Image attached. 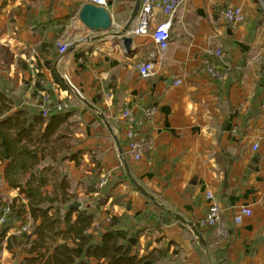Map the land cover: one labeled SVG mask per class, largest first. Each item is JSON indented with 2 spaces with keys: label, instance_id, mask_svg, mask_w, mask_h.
<instances>
[{
  "label": "crops",
  "instance_id": "crops-1",
  "mask_svg": "<svg viewBox=\"0 0 264 264\" xmlns=\"http://www.w3.org/2000/svg\"><path fill=\"white\" fill-rule=\"evenodd\" d=\"M139 1L107 0L112 25L94 31L77 18L79 0H0V91L14 110L39 112L40 92L72 112L69 141L82 158L55 166L74 202L94 213V242L114 217L149 264H264V0H180L167 49L136 37L126 51L117 33ZM229 6L242 9L243 22H226ZM163 20L157 13L156 23ZM59 38L69 42L64 53ZM214 49L221 57L209 54ZM208 58L222 78L206 72ZM146 60L154 69L141 77ZM125 107L136 136L150 143L138 161L126 153ZM5 161L0 190L9 197L0 212L18 196L3 179ZM209 193L221 211L213 228L197 225ZM241 207L251 214L235 224ZM28 225L14 219L8 235ZM26 255L24 246L3 247L0 264Z\"/></svg>",
  "mask_w": 264,
  "mask_h": 264
},
{
  "label": "trees",
  "instance_id": "trees-1",
  "mask_svg": "<svg viewBox=\"0 0 264 264\" xmlns=\"http://www.w3.org/2000/svg\"><path fill=\"white\" fill-rule=\"evenodd\" d=\"M40 87L36 82L34 92ZM71 115L67 109H50L47 114L14 110L10 98L0 91L3 179L18 192L4 205L9 211L0 224V250L24 246L27 255L19 264H88V258L105 259L107 264H149L146 256L132 252L128 233L113 227L114 217L94 242L89 232L94 213L70 207L76 195L55 163L69 160L79 165L82 158V150H71L74 144L69 135L75 123ZM14 219L29 225L26 231L8 235Z\"/></svg>",
  "mask_w": 264,
  "mask_h": 264
},
{
  "label": "built area",
  "instance_id": "built-area-1",
  "mask_svg": "<svg viewBox=\"0 0 264 264\" xmlns=\"http://www.w3.org/2000/svg\"><path fill=\"white\" fill-rule=\"evenodd\" d=\"M80 4L91 3L93 5L103 6L109 13L111 19L112 15L107 8V0H79ZM180 4V0H140L139 6L134 18L133 24H131L125 31V35L136 38L146 37L149 38L157 47L159 51L167 49L170 41L169 25L170 20L177 10ZM160 13L165 17L160 23H156V14ZM223 16L228 24H239L244 20V14L242 9L238 6H229L223 11ZM119 39L122 35L118 36ZM58 51L64 53L69 42L65 39L59 38L55 42ZM209 54L215 57H221V51L219 49L210 50ZM154 69V65L151 60L143 61L138 66V73L141 77H148ZM206 72L213 78H222L224 72L221 68L213 61V59L205 60ZM37 99L41 102L38 103L39 111L42 114H47L50 109L60 110L63 106L54 101L52 97L47 94L38 93ZM146 115H151L152 109L145 111ZM122 118L126 124L125 140H126V153L135 161L140 160L144 156V152L150 148V143L144 138L136 136L134 131L135 117L132 114L130 108L125 107L122 111ZM206 200L209 201L205 216L199 220L200 227H211L216 225L220 220L221 211L218 203V199L213 194L209 193L205 196ZM8 207L3 206L0 212V224L6 220V214L8 213ZM251 210L246 207H241L238 213L234 216L233 222L240 224L244 216H249ZM22 231L27 230V226L22 227Z\"/></svg>",
  "mask_w": 264,
  "mask_h": 264
},
{
  "label": "water",
  "instance_id": "water-1",
  "mask_svg": "<svg viewBox=\"0 0 264 264\" xmlns=\"http://www.w3.org/2000/svg\"><path fill=\"white\" fill-rule=\"evenodd\" d=\"M139 4L136 3L133 12L132 17L128 21L127 25L123 27L119 33H117V36L122 35L121 38V44L123 48L127 51L130 49L133 39L132 37H129L125 35L126 29L130 26V22L132 18H134V15L138 9ZM77 18L78 20L89 30H102V31H108L112 25V19L109 15V13L105 10L103 6L93 5L91 3H83L80 5L78 11H77ZM70 207H80L79 202H73ZM128 242L130 244H134V239L132 237L128 238Z\"/></svg>",
  "mask_w": 264,
  "mask_h": 264
},
{
  "label": "rangeland",
  "instance_id": "rangeland-1",
  "mask_svg": "<svg viewBox=\"0 0 264 264\" xmlns=\"http://www.w3.org/2000/svg\"><path fill=\"white\" fill-rule=\"evenodd\" d=\"M38 103H39V102H38ZM0 193H1V196H0L1 198H0V199H2V198H5V199H6V198L9 197L8 194H5V193H4V191H3V194H2V190H0Z\"/></svg>",
  "mask_w": 264,
  "mask_h": 264
}]
</instances>
